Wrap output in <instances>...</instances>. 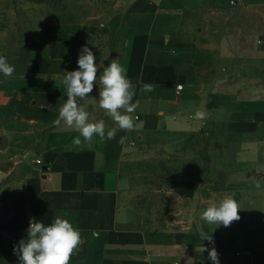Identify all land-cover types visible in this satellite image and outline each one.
<instances>
[{
	"label": "crops",
	"instance_id": "crops-1",
	"mask_svg": "<svg viewBox=\"0 0 264 264\" xmlns=\"http://www.w3.org/2000/svg\"><path fill=\"white\" fill-rule=\"evenodd\" d=\"M42 26L23 37L20 70L0 73V264H20L13 248L31 219L48 226L57 216L81 232L70 264H212L213 246L220 264H264V85L253 77L242 100L226 79L230 69L264 75V0H78ZM85 45L98 65L126 69L139 107L133 129H119L99 107L97 79L81 103L116 137L77 147L80 133L53 122ZM197 110L206 118L193 119ZM216 188L219 202L231 196L241 208L228 227L197 213ZM150 193L188 203L196 223L172 234L136 228L131 204Z\"/></svg>",
	"mask_w": 264,
	"mask_h": 264
},
{
	"label": "clouds",
	"instance_id": "clouds-1",
	"mask_svg": "<svg viewBox=\"0 0 264 264\" xmlns=\"http://www.w3.org/2000/svg\"><path fill=\"white\" fill-rule=\"evenodd\" d=\"M170 39L165 37V40ZM78 70L65 71L66 75L62 83L65 86L67 100L59 109L58 118L53 122L60 126L61 122L69 127H74L80 136L73 139V145L79 147L83 142L91 144L93 137L98 136L101 141L115 139L116 128L105 132L104 120L89 122V112L85 109L81 101L86 100L94 89V84L99 79V107L105 110L118 125L119 129L132 130L134 119L131 115L139 107V101L133 103L135 96V85L127 78L126 69L117 60L108 64L107 67L96 63L93 52L85 45L77 60ZM103 67V71L97 77L98 69ZM14 67L11 66L6 57L0 56V73L9 77L13 74ZM145 90L151 91L152 86L145 84ZM207 113L197 110L193 119L203 120ZM126 137L120 138V143H124ZM259 172H264V164L259 165ZM257 189L261 184H255ZM240 206L231 196L224 197L218 204H213L202 213L201 219L209 224L228 227L234 221L241 219L239 215ZM31 219L27 229V237L19 241L14 246L13 252L19 258L20 264H70L72 255L83 243L81 232L66 218L57 216L54 221L45 226L42 222H34ZM213 232V231H212ZM212 232L210 234L201 230L202 240H207L214 245ZM208 250L203 247V251ZM208 259L212 264H220L219 254L213 246L208 250Z\"/></svg>",
	"mask_w": 264,
	"mask_h": 264
},
{
	"label": "rangeland",
	"instance_id": "rangeland-1",
	"mask_svg": "<svg viewBox=\"0 0 264 264\" xmlns=\"http://www.w3.org/2000/svg\"><path fill=\"white\" fill-rule=\"evenodd\" d=\"M77 2L78 0H0V56L6 57L7 62L14 67V73L20 70L19 59L15 56H21V44L25 40L23 37L28 34L27 30L40 34L43 20L48 14L53 11L71 10L72 7H76ZM260 38L257 44L262 46L259 43ZM230 49L235 52L237 47L230 43ZM253 77L264 85V75H254L248 69H241L240 72L230 69L226 79L230 85L239 84L240 97L242 100H247L251 97L249 94ZM2 145L0 139V149ZM203 194L207 196V200L217 196H215L216 202L208 201L205 204H199L202 207L200 212H197L200 216L207 207L218 204L221 196L219 188L203 191ZM131 206L133 208L132 222L138 229L164 230L172 234L178 227L182 229L183 226L196 223L194 215L189 216V204L182 200L179 202L171 194L150 193L139 197Z\"/></svg>",
	"mask_w": 264,
	"mask_h": 264
},
{
	"label": "built area",
	"instance_id": "built-area-1",
	"mask_svg": "<svg viewBox=\"0 0 264 264\" xmlns=\"http://www.w3.org/2000/svg\"><path fill=\"white\" fill-rule=\"evenodd\" d=\"M100 1H102V2H106V1H108V0H100ZM232 3L235 4V1H232ZM259 43L262 44V45L264 44V36H262V37L260 38ZM181 88H182V87H179V89H181ZM136 118L138 119L139 117H136ZM36 163H37V164H41V160H37Z\"/></svg>",
	"mask_w": 264,
	"mask_h": 264
},
{
	"label": "trees",
	"instance_id": "trees-1",
	"mask_svg": "<svg viewBox=\"0 0 264 264\" xmlns=\"http://www.w3.org/2000/svg\"><path fill=\"white\" fill-rule=\"evenodd\" d=\"M257 177H261V175L258 174Z\"/></svg>",
	"mask_w": 264,
	"mask_h": 264
}]
</instances>
